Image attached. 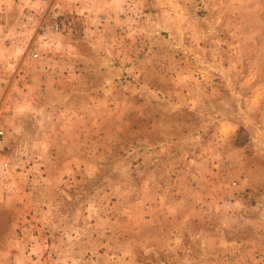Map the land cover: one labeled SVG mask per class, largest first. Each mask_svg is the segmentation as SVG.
<instances>
[{
  "label": "rangeland",
  "instance_id": "1",
  "mask_svg": "<svg viewBox=\"0 0 264 264\" xmlns=\"http://www.w3.org/2000/svg\"><path fill=\"white\" fill-rule=\"evenodd\" d=\"M0 264H264V0H0Z\"/></svg>",
  "mask_w": 264,
  "mask_h": 264
}]
</instances>
